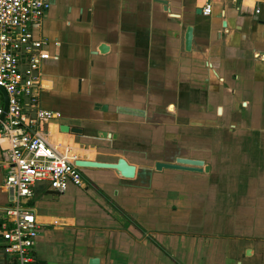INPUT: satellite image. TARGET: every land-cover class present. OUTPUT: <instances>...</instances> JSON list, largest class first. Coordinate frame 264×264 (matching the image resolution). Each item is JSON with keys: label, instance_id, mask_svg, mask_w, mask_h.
<instances>
[{"label": "crops", "instance_id": "0c3cea01", "mask_svg": "<svg viewBox=\"0 0 264 264\" xmlns=\"http://www.w3.org/2000/svg\"><path fill=\"white\" fill-rule=\"evenodd\" d=\"M49 2L35 28L50 55L40 107L60 114L44 125L47 141L74 160L123 156L138 172L80 169L82 184L57 194L37 182V264H264V0ZM206 4L209 15L197 11ZM168 148L210 171L143 163ZM3 179L0 168L2 206Z\"/></svg>", "mask_w": 264, "mask_h": 264}, {"label": "built area", "instance_id": "2783aa9c", "mask_svg": "<svg viewBox=\"0 0 264 264\" xmlns=\"http://www.w3.org/2000/svg\"><path fill=\"white\" fill-rule=\"evenodd\" d=\"M49 7V0H0V86L7 93V111L0 121V168L2 186L9 194L2 206L6 218L0 222V246L9 259L2 264H37L33 246L40 223L31 204L35 184L46 182L58 193L70 183L82 184L74 159L44 135V125L60 117L40 107V69L50 55L49 41L37 35L35 28ZM210 12L211 5L206 4L202 13ZM2 140L7 147L1 145Z\"/></svg>", "mask_w": 264, "mask_h": 264}, {"label": "water", "instance_id": "95a60500", "mask_svg": "<svg viewBox=\"0 0 264 264\" xmlns=\"http://www.w3.org/2000/svg\"><path fill=\"white\" fill-rule=\"evenodd\" d=\"M163 0H160L161 3ZM198 12H201L202 9L198 8ZM193 26L188 25L184 34V49L186 51H191L193 45ZM101 52H104L108 49V46L105 43L100 44L98 48ZM0 96L2 97V107L3 111L0 115V121L4 119L5 113L7 111V93L2 86H0ZM96 109H100L102 111L107 110L106 104H96ZM60 130L63 132H68L76 135L83 134V128L79 126H70L69 124L62 123L60 124ZM96 134L99 138L107 139V140H116L118 138V133L115 131H109L104 129H98ZM120 148V147H113ZM169 149V148H168ZM174 150V149H172ZM170 152H178V151H170ZM150 168L154 171H187V172H196V173H208L210 171V164L201 158H193L186 157L182 155L175 156L172 160H161L154 159L150 160ZM74 164L80 169L84 168H95V169H104L114 171L119 177L124 179H133L136 177L138 172V167L127 161L123 156H118L115 160L107 161V160H87V159H76L74 160ZM52 193L57 194L58 192L52 190ZM0 205V222L2 219L6 218V214L3 211V208ZM2 249L0 246V257H2ZM90 263H98L97 258H91Z\"/></svg>", "mask_w": 264, "mask_h": 264}, {"label": "flooded vegetation", "instance_id": "af4514ba", "mask_svg": "<svg viewBox=\"0 0 264 264\" xmlns=\"http://www.w3.org/2000/svg\"><path fill=\"white\" fill-rule=\"evenodd\" d=\"M123 143V145H125V146H128L129 145V143H127V142H122ZM170 146H172V145H170ZM177 151H178V149H176ZM176 150H172V148H169V149H166V153H164L163 152V155L161 156V157H163V158H167V159H164V160H172L175 156H177V155H182V156H186V155H184V154H181L182 152L181 151H179L178 153L177 152H170V151H176ZM185 152V151H184ZM186 157H190V156H186ZM151 158H153V157H151V153L149 154V157H147L145 160H143V163L145 164V165H149L150 166V160H151ZM193 158H195V157H193ZM198 158H201V157H198ZM201 159H204V158H201ZM205 160V159H204ZM206 161V160H205ZM210 164V163H209ZM210 166H211V164H210ZM150 168V167H149ZM211 168V167H210Z\"/></svg>", "mask_w": 264, "mask_h": 264}, {"label": "rangeland", "instance_id": "374dc122", "mask_svg": "<svg viewBox=\"0 0 264 264\" xmlns=\"http://www.w3.org/2000/svg\"><path fill=\"white\" fill-rule=\"evenodd\" d=\"M51 128H53V127H51ZM155 158H151V160H154ZM150 163V162H149ZM151 164V163H150Z\"/></svg>", "mask_w": 264, "mask_h": 264}, {"label": "bare ground", "instance_id": "6f19581e", "mask_svg": "<svg viewBox=\"0 0 264 264\" xmlns=\"http://www.w3.org/2000/svg\"><path fill=\"white\" fill-rule=\"evenodd\" d=\"M4 145H5V142H4ZM72 158H74V157H72Z\"/></svg>", "mask_w": 264, "mask_h": 264}, {"label": "trees", "instance_id": "16d2710c", "mask_svg": "<svg viewBox=\"0 0 264 264\" xmlns=\"http://www.w3.org/2000/svg\"><path fill=\"white\" fill-rule=\"evenodd\" d=\"M1 97V96H0Z\"/></svg>", "mask_w": 264, "mask_h": 264}]
</instances>
